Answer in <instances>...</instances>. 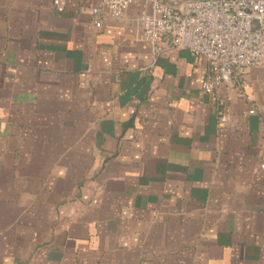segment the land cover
I'll return each instance as SVG.
<instances>
[{
    "label": "crops",
    "instance_id": "obj_1",
    "mask_svg": "<svg viewBox=\"0 0 264 264\" xmlns=\"http://www.w3.org/2000/svg\"><path fill=\"white\" fill-rule=\"evenodd\" d=\"M99 2L0 0V264H264V71L208 96Z\"/></svg>",
    "mask_w": 264,
    "mask_h": 264
},
{
    "label": "built area",
    "instance_id": "obj_2",
    "mask_svg": "<svg viewBox=\"0 0 264 264\" xmlns=\"http://www.w3.org/2000/svg\"><path fill=\"white\" fill-rule=\"evenodd\" d=\"M131 6L140 11L141 36L154 58L168 49L186 50L202 62L200 89L208 96L236 83L243 96V74L264 71V0H100L91 13L96 17L103 10L121 20ZM94 25L98 28L100 22L94 20ZM218 115L226 123L225 113Z\"/></svg>",
    "mask_w": 264,
    "mask_h": 264
}]
</instances>
